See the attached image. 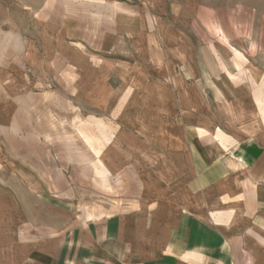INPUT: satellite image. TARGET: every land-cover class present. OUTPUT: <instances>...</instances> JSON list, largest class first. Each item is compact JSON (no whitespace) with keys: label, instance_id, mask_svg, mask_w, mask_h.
Returning a JSON list of instances; mask_svg holds the SVG:
<instances>
[{"label":"crops","instance_id":"0c3cea01","mask_svg":"<svg viewBox=\"0 0 264 264\" xmlns=\"http://www.w3.org/2000/svg\"><path fill=\"white\" fill-rule=\"evenodd\" d=\"M67 1L43 51L75 68L86 121L109 123L91 144L106 177L135 185L107 192H137L84 217L69 182L22 163L0 264H264V77L224 28L240 1Z\"/></svg>","mask_w":264,"mask_h":264},{"label":"rangeland","instance_id":"374dc122","mask_svg":"<svg viewBox=\"0 0 264 264\" xmlns=\"http://www.w3.org/2000/svg\"><path fill=\"white\" fill-rule=\"evenodd\" d=\"M237 1L238 7L225 9L230 11V16H225V32L230 45L242 51L245 66L258 69L264 77V0ZM72 4L63 0H0V241L8 240L7 225L14 212L7 208L5 193H22L25 185L16 176L24 162L34 174L42 170L53 173L52 183L60 189L69 182L75 188L79 213L84 217L92 212L102 214L101 204L110 203L105 200L117 203L119 198H132L137 192H107V188L135 185L132 176H128L126 184H120L118 177H106L98 160L97 145L91 144L97 135L108 138L109 123L106 119L97 123L90 113L86 121L76 96L75 68L61 66L60 62L50 64L43 51L42 29L46 20L57 16L65 6L73 8ZM243 88L248 95L256 89L252 85ZM205 94L210 95L209 90ZM84 138L90 143L86 144ZM103 188L106 191L95 194ZM62 197L68 200L67 195ZM11 199L18 203L15 211L21 215V198ZM38 200L29 195L31 211L36 213ZM86 200H93L94 208L85 205ZM40 207L44 208L41 204Z\"/></svg>","mask_w":264,"mask_h":264}]
</instances>
